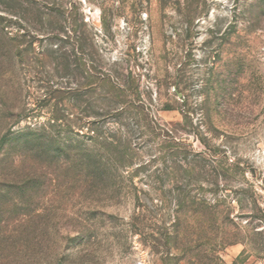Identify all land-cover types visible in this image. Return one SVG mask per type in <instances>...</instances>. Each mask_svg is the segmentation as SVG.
Segmentation results:
<instances>
[{"label":"rangeland","instance_id":"374dc122","mask_svg":"<svg viewBox=\"0 0 264 264\" xmlns=\"http://www.w3.org/2000/svg\"><path fill=\"white\" fill-rule=\"evenodd\" d=\"M0 14L13 49L0 57V264H197L186 245L200 264H264V0H0ZM84 60L135 79L127 101L158 135L100 81L70 96L134 161L82 187L69 170L22 166L34 154L12 134L87 81ZM77 130L61 142L87 147ZM190 201L218 213L213 230ZM37 214L40 232L16 227Z\"/></svg>","mask_w":264,"mask_h":264},{"label":"trees","instance_id":"16d2710c","mask_svg":"<svg viewBox=\"0 0 264 264\" xmlns=\"http://www.w3.org/2000/svg\"><path fill=\"white\" fill-rule=\"evenodd\" d=\"M5 20L6 19L0 14V57L7 59V61L10 62L12 58L11 55H13V49L8 44L10 37L5 30ZM79 64L84 68L89 65L85 60L84 62L80 61ZM87 68L94 73L89 74L87 81H85L83 85L67 90L70 94L69 96L58 95L53 97L56 98V102L53 107L47 111L46 121L40 124H35L34 126L25 125L14 131L12 134L13 137L18 139L25 138V140H23L24 143L22 144L24 155H32L31 153L34 154V157L32 155V161H18L22 166L26 163L32 162L29 164L39 169L52 167L57 170H69L72 174L70 175V180L72 181L75 179V181H81L82 187L90 186L92 182L96 180L94 172L99 169H106L109 164L114 165L116 163L120 166H131L134 164L131 146L127 141V138L114 139V137L110 135H103L99 128L94 126L96 125L95 120L89 118L90 116H97L99 114L97 111L95 112L89 106L79 107L75 106V104L70 105V102L68 104L64 103V101L69 100L70 96L72 97L74 95L83 94L86 88L95 91V88L98 86L96 81H100L101 84L105 86L104 96L111 97L114 100L116 96L118 102L123 104L128 102L127 104H131V101H127V98L133 90L136 93V81L135 79L130 78L125 82L124 86H122L117 84L110 74L97 71V68H95L93 64L87 66ZM96 72H98V75H96ZM115 91L117 92L116 94ZM136 96L138 97V95ZM137 100L139 99L137 98ZM141 104L143 105L142 102L138 103L137 107L131 104V107L135 109L138 108L137 112L141 115L143 121L146 120L144 123L138 122L140 125L139 130L151 134L152 136L158 135L151 123L146 119L145 116L147 114L144 112ZM125 108L126 107L122 105L119 108V113H122ZM164 108L171 109L173 106L167 104ZM83 126L87 130L85 132V137L89 141L87 147L73 146L70 144L68 145V142L67 144L61 142L63 137H60V133H76V135H80V131L77 129ZM141 167V165L137 166L135 172L139 171ZM84 171H86V174L83 175ZM78 174H80L79 178L77 177ZM190 203L195 205L194 212L208 221L206 231L213 230V228H215L214 224L218 219V213L213 212L212 206L206 201H190ZM40 217H42L41 214L32 217L25 215L17 221L16 227L23 231H27L26 234L30 233L29 230H37L40 232L42 229V220ZM206 231H204V233H206ZM43 235V233L40 234V236ZM204 237L205 235L198 236L194 240V243H198L203 240ZM197 247L198 251H190L188 245L185 247L183 246L181 248V253L183 255L191 253L190 261L200 264L201 260L205 259V256L199 253L200 248L199 246ZM193 257H195L194 260Z\"/></svg>","mask_w":264,"mask_h":264}]
</instances>
